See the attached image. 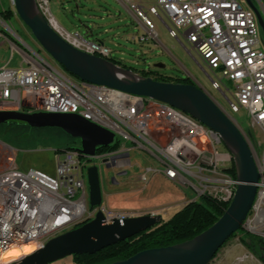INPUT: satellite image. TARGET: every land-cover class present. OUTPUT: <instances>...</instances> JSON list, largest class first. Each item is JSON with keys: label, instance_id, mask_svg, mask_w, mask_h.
Here are the masks:
<instances>
[{"label": "built area", "instance_id": "built-area-1", "mask_svg": "<svg viewBox=\"0 0 264 264\" xmlns=\"http://www.w3.org/2000/svg\"><path fill=\"white\" fill-rule=\"evenodd\" d=\"M149 35L157 38L155 22L165 27L170 38L177 40L188 53L193 51L207 68L213 89L225 95L231 83L230 110L243 108L252 124L264 135V42L254 11L246 0H153L147 9L133 0H120ZM264 19V0H250ZM43 7V15L51 26L56 21L49 12V0H34ZM257 3V6L255 5ZM11 10L14 0H9ZM0 12V39L11 48L7 63L0 65V111L24 113H71L110 130L118 140V148L81 155L77 149L56 152L54 174L29 169L20 170L11 156L0 157V264L2 254L13 247L30 245L31 252L52 237L94 218L101 211L106 222L130 216L103 204L88 205L87 168L98 164L118 167V175L130 166L129 153L142 149L151 154L159 167H146L139 179L160 174L165 179L190 187L201 195H211L229 202L236 188L221 169L233 161L231 150L219 152V136L187 113L143 96H126L122 91L59 76L58 64L43 59L6 23ZM10 36L13 38L11 39ZM74 47H88L91 54L108 59L111 49L96 41L85 40L79 32L60 35ZM185 48V47H184ZM15 52L18 66L8 62ZM257 155L260 179L257 198L244 229L257 225L258 210H264V149ZM221 167L220 166H226ZM99 173V171H98ZM157 215V213H150ZM30 252V253H31ZM26 255V254H25ZM23 255L18 256L17 258ZM16 258V259H17Z\"/></svg>", "mask_w": 264, "mask_h": 264}, {"label": "water", "instance_id": "water-1", "mask_svg": "<svg viewBox=\"0 0 264 264\" xmlns=\"http://www.w3.org/2000/svg\"><path fill=\"white\" fill-rule=\"evenodd\" d=\"M246 3L254 11L264 42V19L250 0H246ZM13 7L40 47L70 76L147 97L187 113L213 130L226 148L231 150L236 171V188L227 207L212 225L184 242L141 250L126 259L108 263L208 264L222 244L234 232L244 227L257 198V184L260 179L257 155L235 119L198 84L142 77L129 68L120 67L104 57L74 47L50 26L44 15L37 10L34 0H14ZM126 10L131 13L127 8ZM154 67L161 68L163 65L155 64ZM9 121L23 122L35 128L57 127L68 136L79 140L80 146L76 149L85 156L94 155L99 148L111 146L116 140L110 130L77 114L0 111V123ZM87 189L89 208L101 205L100 178L94 165L87 168ZM160 220L159 215L146 213L106 222L102 212L97 211L93 219L50 238L40 249L8 264H50L73 254H92L149 229ZM250 232L264 236L263 232Z\"/></svg>", "mask_w": 264, "mask_h": 264}, {"label": "rangeland", "instance_id": "rangeland-1", "mask_svg": "<svg viewBox=\"0 0 264 264\" xmlns=\"http://www.w3.org/2000/svg\"><path fill=\"white\" fill-rule=\"evenodd\" d=\"M147 9L153 3V0H133ZM257 6V3L255 2ZM11 10L9 0H0V12L2 10ZM13 14L6 19V23L19 37L38 54L53 65L55 62L40 47L32 36L30 30L20 20L15 10ZM49 12L55 18L57 24L67 32H79L87 41L99 39L111 49L112 57L121 59L126 64L140 70L146 69L148 65L162 64L163 67L157 68L167 75H175L184 78L186 72L190 78L197 82L206 90L218 105L232 116L239 128L249 139L253 137V148L261 154L264 149V135L261 128L252 124L247 112L240 108L237 112H232L228 101L231 99L230 92L232 85L224 80L223 87L228 91L223 95L220 91L213 89L207 77V68L203 61L195 52L189 53L187 45L185 49L175 40L169 38L165 28L155 22V31L158 34V40L163 47L170 51V54L162 48L157 40L151 36L141 41L142 35H149L146 30L141 29L130 16L125 6L119 0H49ZM118 16V20L114 17ZM259 37L262 38L260 31ZM12 39L13 37L10 36ZM11 48L8 42L0 39V65L7 63L10 58ZM20 57L15 52L13 58L8 62V66H18ZM69 75V74H68ZM72 77V76H71ZM73 78V77H72ZM76 79V78H73ZM248 134V135H247ZM117 136H115V139ZM80 142L77 138L68 136L57 127H30L25 123L4 122L0 123V157L8 154L13 159L15 165L20 170L35 169L45 172L49 175L54 174L56 149L66 147H79ZM219 152H224L226 146L220 142L216 144ZM7 152H5V150ZM130 166L125 167L126 174L116 175L115 167H106L98 164L99 178L102 190L101 204L114 209L123 211H134L140 209L158 210L164 207L160 218L167 220L178 206L175 202H180L181 196L165 191L166 185L157 186L150 195L142 193L143 183L139 176L143 173L144 164L149 163L150 157L145 150L134 149L129 153ZM220 166L221 167H227ZM114 179L115 184L111 179ZM186 195L183 199H191L195 192L190 187H184ZM182 199V200H183ZM174 201V202H173ZM166 206V208H165ZM258 211L257 217L260 216ZM146 213V212H145ZM142 213V214H145ZM140 215V214H139ZM249 217H254L255 212H249ZM130 216H133L130 213ZM256 217V219H258ZM254 227L256 232H264V215ZM240 234L232 237L216 253L208 264H262L256 253L242 249L238 254L229 256L232 246L239 243ZM264 239V236H262ZM264 248V246H263ZM18 259V258H17ZM9 261V259H7ZM50 264H72V257L66 256Z\"/></svg>", "mask_w": 264, "mask_h": 264}, {"label": "trees", "instance_id": "trees-1", "mask_svg": "<svg viewBox=\"0 0 264 264\" xmlns=\"http://www.w3.org/2000/svg\"><path fill=\"white\" fill-rule=\"evenodd\" d=\"M12 14V10L7 9L2 12V17L4 20H6L10 18ZM108 60L120 67L129 68L142 77H152L157 81L174 83L188 82V78L167 75L157 68L147 67L146 69L138 70L126 64L121 59L109 56ZM12 122L13 121H9V123ZM248 136L251 143L254 145L253 137L250 135ZM117 148L118 140L116 139L113 145L106 148H99L98 151H110ZM65 149L76 148L66 147ZM61 150L62 149L58 148L55 151L58 152ZM221 171L226 173L231 179H236V171L233 161L229 167L223 168ZM228 203L229 202L222 201L211 195H201L198 199L191 200L184 204L167 220L161 219L156 225L150 227L149 229L143 230L131 237H128L122 241H118L117 243L102 248L101 250L92 254L82 253L71 255L72 264H108L113 261L126 259L141 250L174 245L192 239L212 225L221 216ZM238 233L240 234L238 239L239 243L250 249L251 252L256 253L259 260L262 262V264H264V252L257 253L251 248L256 246L263 247L264 239L261 236L251 233L244 228H240L237 232H234L222 244L220 249L227 243L229 239L236 236Z\"/></svg>", "mask_w": 264, "mask_h": 264}, {"label": "crops", "instance_id": "crops-1", "mask_svg": "<svg viewBox=\"0 0 264 264\" xmlns=\"http://www.w3.org/2000/svg\"><path fill=\"white\" fill-rule=\"evenodd\" d=\"M120 1V0H119ZM121 2V1H120ZM130 14V16L135 20V22H136V24L141 28V29H143V30H145V27L135 18V16L132 14V13H129ZM115 19H116V21L118 20V16L117 17H114ZM156 22H159V21H156ZM162 26H163V24L161 23V22H159ZM164 27V26H163ZM165 28V27H164ZM166 30V29H165ZM156 32V31H155ZM166 33H167V31H166ZM156 35H158L157 33H156ZM170 38V37H169ZM172 39V38H171ZM94 40H97V41H100L101 43H103L105 46H107L106 44H105V42L103 41V39L102 40H99V39H94ZM156 40H157V42L159 43V45H161L160 44V42H159V40H158V36H157V38H156ZM172 40H175V39H172ZM176 42H178L177 40H175ZM179 43V42H178ZM180 44V43H179ZM181 45V44H180ZM162 46V48L164 49V50H166L167 51V53H169L170 54V51L167 49V48H165V47H163V45H161ZM182 46V45H181ZM108 47V46H107ZM183 47V46H182ZM184 48V47H183ZM185 49V48H184ZM112 56V55H111ZM148 67H152V68H155L154 67V65L153 66H150V65H148ZM136 73V72H135ZM138 74V73H137ZM228 149L226 148V150L224 151V152H226ZM8 151V150H7ZM147 152V151H146ZM148 153V152H147ZM148 155H149V157H150V162L149 163H145L144 164V167L146 168V167H154V168H156V167H159V165H158V161L151 155V154H149L148 153ZM115 172H116V175H118V167H115ZM112 180V183H116L115 181H114V179L112 178L111 179ZM161 184H163V185H166V188H165V191H167V195H168V193H172V194H175L176 196H181V197H185V195H186V192H185V189H184V187L182 186V185H180L178 182H176V181H170V180H167V179H165L162 175H160V174H155V175H152V176H149V180L144 184V186H143V188H142V193H145L146 195H150L154 190H157L158 188H157V186H160ZM183 198H181V199H179V201L180 202H177L178 200H176V206H178V208H177V210L178 209H180L184 204H186L187 202H189V201H191V200H195V199H198V198H196V193H195V196H193V198H191V199H183ZM183 199V200H182ZM174 202V201H173ZM165 208H166V206H165ZM162 211H164V207L163 208H159L158 210H151V209H147V208H145V209H140V210H137V211H134L133 213L131 212V211H127V212H129V213H131L133 216H135V215H141L142 213H157V215H161V213H162ZM145 213V214H146ZM263 235H264V232L262 233ZM258 235V234H257ZM259 236H261V235H259ZM262 237V236H261ZM255 252H257V253H260V252H264V248L263 247H251ZM242 249H245L246 251H249V252H251L250 251V249H248L247 247H245V246H243L241 243H238L237 245H235V246H232L231 248H230V251H229V256L231 257L232 255H234V254H238L239 252H241L242 251Z\"/></svg>", "mask_w": 264, "mask_h": 264}, {"label": "bare ground", "instance_id": "bare-ground-1", "mask_svg": "<svg viewBox=\"0 0 264 264\" xmlns=\"http://www.w3.org/2000/svg\"><path fill=\"white\" fill-rule=\"evenodd\" d=\"M37 10L43 14V7H36ZM51 27L59 34V35H64V29H62L56 21H51ZM81 50L90 53V50H88V47H81ZM59 76H68V73H66L63 69H59ZM122 95H126V96H136L135 94H129L126 92H122ZM171 107V106H170ZM176 109V108H174ZM179 112H182L179 110ZM264 196V193H263ZM261 209H259L258 211H260ZM261 217L258 216L257 218L260 220V218L263 217V211L260 212ZM256 219V220H258ZM32 250V247L30 245H22L20 247H13L9 250H7L5 253L2 254V260L3 261H7V259L12 260V259H16L18 256L20 255H25L30 253Z\"/></svg>", "mask_w": 264, "mask_h": 264}, {"label": "flooded vegetation", "instance_id": "flooded-vegetation-1", "mask_svg": "<svg viewBox=\"0 0 264 264\" xmlns=\"http://www.w3.org/2000/svg\"><path fill=\"white\" fill-rule=\"evenodd\" d=\"M73 77V76H72ZM73 78H75V77H73ZM184 78H188V82L187 83H192V84H198L197 82H195L194 80H192L191 78H190V75L186 72V75H185V77ZM199 85V84H198ZM19 123H23V122H19ZM27 125V124H26Z\"/></svg>", "mask_w": 264, "mask_h": 264}]
</instances>
